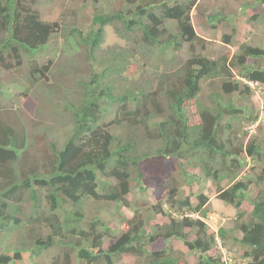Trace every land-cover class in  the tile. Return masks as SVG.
Returning a JSON list of instances; mask_svg holds the SVG:
<instances>
[{
	"label": "rangeland",
	"instance_id": "obj_1",
	"mask_svg": "<svg viewBox=\"0 0 264 264\" xmlns=\"http://www.w3.org/2000/svg\"><path fill=\"white\" fill-rule=\"evenodd\" d=\"M25 2L35 9L40 20L54 22L58 27L47 44L38 52L31 55L22 53L21 65L8 70L0 69V120L6 123L16 120L13 124L18 125L27 136L25 158L38 168L45 165L43 156L48 157L51 153L50 144L60 149L71 134L75 125L74 112L79 110L83 101H85L83 105L88 106L93 100L89 96L86 99L84 90L86 85L90 86L95 95L107 84L114 88L112 91L114 96L134 86L143 89L144 93L152 90L159 92L157 83L163 78L171 80L172 76L181 70L184 62L192 56H203L215 61L218 64V74L223 75L224 67L230 73L231 80L239 81L240 86L247 85V81L242 77L245 67L264 70V61L260 59L248 58L245 65L236 64L243 47L264 49V4L256 0H198L196 8L191 11V24L196 35L203 39V43L193 44V49H190L188 42H183L175 48L145 46L139 40V32L136 35L124 32L121 23L115 21L102 28L101 43L92 50L85 41L90 32L99 27L98 24H93V17L125 12L123 0H25ZM173 24L166 22L167 33L171 37L176 34ZM224 36H229L228 44L223 42ZM134 37L137 39L134 40ZM49 61L47 71L30 74V71L40 68ZM119 61L127 63L126 70L120 72L114 68ZM104 70L107 72L102 76ZM93 77L95 81L91 83ZM220 81L221 77L202 79L197 98L185 104L184 113L190 127L199 122L196 111L199 106L209 109L214 107L215 95L222 94L219 92ZM254 87L255 89L251 87L249 92L242 87V91L230 96L222 94L220 103L223 107L231 105L234 110V113L226 115L223 120L222 124H228L230 127L222 135L223 138L233 139L234 146L243 147L250 140H254L259 152L258 160L256 157L249 158L241 154L236 159L238 162L236 169L227 158L225 167L230 166V170L219 172L217 179L205 178L200 170H195L186 162L175 160L174 170L167 180L162 181V187L166 190L172 187L176 189L173 206L169 205L165 192L162 193L156 188L139 190V184L131 179L130 191L125 196L127 207L91 198L82 199L77 204L61 202L59 209L54 213L63 222V231L65 233L71 229L82 231L81 238L74 237V240L79 238L86 250L93 249L92 238L100 234L102 248L107 249L121 235V221L134 218L142 222L139 241L145 245L148 237L161 233L171 218L179 220L184 215H193L192 217L196 218L197 216L190 210L178 209L176 203L189 197L194 205L195 196L202 193L208 198V203L204 207V210H207V233L217 236L219 240L220 236L216 235L218 229L227 230L224 239L226 241L215 240L213 251L209 254L217 256L220 261L226 259L225 264H247L249 260L243 257L245 249L238 243L236 237L239 234L234 229L238 221L236 212L216 198V189H224L234 182L249 184V191L244 195L240 208L242 219L239 221L245 222L251 209L250 201L258 189L264 186L257 181L259 171L264 167V124L257 127V123L254 124L260 115L258 98L264 102V84ZM160 98L161 94L158 93L156 98L151 97L143 102V111L146 110L148 116L144 117V114L139 112V117H143L146 128L137 124L139 120L132 118L129 122L116 123L115 121L121 119L120 115L125 114L120 102L98 100L100 110L96 125H107L118 143L128 138L133 139L136 144L144 147L145 151L153 152L160 147V141L154 140L155 138L147 134V131L154 130L158 122L163 121V116L154 114L157 110L153 105ZM135 104L136 102H125L124 106L133 114ZM120 110L124 112L121 113ZM251 117L255 119L250 122ZM19 153L17 151V154ZM112 166L113 161H110L108 168ZM169 167L170 164L166 172ZM215 168H219V164H216ZM97 177L98 192L104 195L106 187L114 185L115 180L101 174H97ZM162 194H165L164 198H161ZM31 204L29 197L27 200L25 196L21 204L24 216L32 213ZM154 205L161 208L159 213L151 209ZM74 213H78L80 217L73 216ZM31 225L29 221L28 224L22 222L16 228L11 227L9 232L1 229L0 256L11 255L18 247V238L21 237L20 240H23L26 230ZM33 225L36 226V223ZM194 232L185 230L188 240H191ZM155 248L165 249L167 254L177 257L181 264L197 263V252L190 251L179 240L159 241ZM64 251H68L70 264H77L76 250L68 245ZM64 251L57 244L40 251L32 259L29 257V251L22 252V259L14 264H52L54 258H56L54 264H63ZM93 252L97 253V250L93 249ZM112 261L113 264L139 262L135 257L128 255H114Z\"/></svg>",
	"mask_w": 264,
	"mask_h": 264
},
{
	"label": "trees",
	"instance_id": "obj_2",
	"mask_svg": "<svg viewBox=\"0 0 264 264\" xmlns=\"http://www.w3.org/2000/svg\"><path fill=\"white\" fill-rule=\"evenodd\" d=\"M125 12L93 17V24L99 27L93 29L88 36L87 44L91 50L101 43L103 27L119 21L124 32H132V35L140 33V42L148 47H179L181 43L188 42L190 49L193 44H202L203 39L198 37L191 24V11L196 8L198 0H123ZM264 4V0H256ZM166 22H173L175 36L167 33ZM58 25L40 20L37 12L25 0H0V69L8 70L13 66L21 65L22 53L31 55L45 46L50 36L56 32ZM167 33L166 42L164 39ZM134 40L137 37L133 38ZM223 42L229 43V36L223 37ZM248 58L264 61V49L258 47H243L242 53L237 57L236 64L243 66ZM50 61L35 68L32 72H45ZM113 64V63H112ZM115 69L122 72L126 70L127 63L119 61ZM120 66V67H119ZM218 64L203 56H192L184 62L181 70L173 75L171 80L163 78L157 83L158 91L143 92L138 86L130 87V90L113 95V87L107 84L98 93L92 91L86 85L85 96L93 100L88 106L83 105L74 112V127L71 134L60 149L50 144L51 153L44 157L45 165L38 168L29 163L25 158V145L27 136L19 129L18 125L0 120V230L10 231L22 222L30 221L32 225L26 230L23 240L18 238V247L11 255L0 256V264H14L22 259V252H30V259L40 251L60 245L62 251L68 245L76 250L77 264H113L112 256L128 255L135 257L139 262L134 264H181L180 260L167 254L165 249H157L155 245L159 241L176 239L181 241L190 251L197 252L196 264H224L217 256L210 255L215 243V236L207 233V210L204 207L208 198L204 194L195 196L196 203L192 205L189 197L177 202L178 209H188L193 215L182 216L179 220L171 218L164 226L161 233L151 234L142 244L140 230L142 222L134 218L121 221V235L117 241L102 248L101 235L92 238V248L86 250L79 238L82 231L71 229L68 233L63 231L64 224L54 213L60 207L61 202L77 204L82 199H93L115 203L127 207L125 196L130 191L129 182L134 179L139 184V190L147 188L160 189L168 196L170 206L174 205L176 189L166 190L162 187V181L167 180L174 170L175 160L186 162L188 165L200 170L205 178L217 179L218 173L230 170L225 167L227 158L231 164L238 168L237 158L245 154L249 158L258 160L259 152L254 140H250L243 147L234 146L228 137L223 134L229 129L228 124H222L226 115L234 113L231 105H221L222 94L230 96L243 89L250 91L247 85L240 86L239 81L231 80L230 73L222 67L223 75L217 72ZM224 69L226 71H224ZM109 71V70H108ZM107 70H104V76ZM242 77L249 82L264 84V70L260 68L245 67ZM221 77L219 92L215 95V105L211 109L205 106L197 108L199 122L195 126H189L185 117L184 106L194 101L199 92L202 79ZM95 81L94 77L91 83ZM97 82V81H96ZM164 86V89L162 86ZM243 89L241 90V88ZM132 88V89H131ZM161 94L160 100L154 103V114L163 116V121L158 122L154 130L147 134L154 140L160 141V147L153 152L145 151V148L136 144L132 139L118 143L117 138L106 126L96 125L100 110L98 100H118L125 114L120 112L119 121L129 122L130 118L139 120L138 125L144 126L143 117L139 112L148 116L143 104L151 97L156 98ZM106 98V99H105ZM136 102L131 114L124 103ZM144 102V103H143ZM142 104V105H140ZM252 118L249 121H253ZM95 125V126H94ZM17 151L20 153L17 154ZM47 160V162L45 161ZM113 161V166L108 168V163ZM170 164L168 171L166 169ZM219 164V168L215 165ZM101 174L115 180V184L107 186L105 193L98 192V177ZM258 183L264 185V167L257 176ZM256 183V187H257ZM248 183L234 182L224 189H216V198L231 206L236 212V231L245 251L244 259L247 264H264V186L258 189L250 201L251 209L247 220L242 219L240 212L244 195L249 191ZM162 194L161 198H164ZM31 200L32 213L24 216L21 204L25 200ZM158 200V196H156ZM159 213L158 205L151 207ZM73 216L80 217L78 213ZM36 223V226L33 225ZM194 230L191 240L187 239L185 230ZM45 231V234H41ZM217 235L222 239L224 232L218 229ZM63 264H70L68 251H64ZM102 255L101 258L98 256ZM55 259V260H54ZM52 264L56 262L54 258Z\"/></svg>",
	"mask_w": 264,
	"mask_h": 264
},
{
	"label": "clouds",
	"instance_id": "obj_3",
	"mask_svg": "<svg viewBox=\"0 0 264 264\" xmlns=\"http://www.w3.org/2000/svg\"><path fill=\"white\" fill-rule=\"evenodd\" d=\"M250 83V84H249ZM258 84H260V83H257V82H249V81H247V86L249 87V88H251L252 87V89H255V87L254 86H257ZM261 85H263V84H261ZM254 87V88H253ZM258 100H259V113H260V115H259V119H257L255 122H254V124H256V127L257 126H261V125H263L264 124V122H261V119L262 118H264V102L263 101H261L259 98H258ZM253 124V125H254ZM226 204V203H225ZM231 207V206H230ZM197 218V217H196ZM216 235H217V233H216ZM219 237V236H218ZM215 240H218V238H217V236L215 237ZM219 240H220V238H219ZM218 240V241H219ZM223 256H225V255H223ZM225 259V258H224ZM226 260V259H225ZM225 260L223 261L224 262V264H225ZM234 262V261H233Z\"/></svg>",
	"mask_w": 264,
	"mask_h": 264
},
{
	"label": "crops",
	"instance_id": "obj_4",
	"mask_svg": "<svg viewBox=\"0 0 264 264\" xmlns=\"http://www.w3.org/2000/svg\"><path fill=\"white\" fill-rule=\"evenodd\" d=\"M223 232H224V238L222 239V238L220 237V240L225 242L226 240H224V239L226 238L227 230L224 229ZM236 238L238 239V242H239L240 237L237 236ZM240 245H241V244H240ZM241 247H242V246H241Z\"/></svg>",
	"mask_w": 264,
	"mask_h": 264
},
{
	"label": "built area",
	"instance_id": "obj_5",
	"mask_svg": "<svg viewBox=\"0 0 264 264\" xmlns=\"http://www.w3.org/2000/svg\"><path fill=\"white\" fill-rule=\"evenodd\" d=\"M261 122H264V118L261 119ZM229 262H230V260H229Z\"/></svg>",
	"mask_w": 264,
	"mask_h": 264
}]
</instances>
